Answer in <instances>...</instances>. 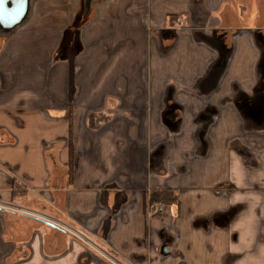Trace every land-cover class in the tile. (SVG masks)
Listing matches in <instances>:
<instances>
[{"label": "crops", "instance_id": "0c3cea01", "mask_svg": "<svg viewBox=\"0 0 264 264\" xmlns=\"http://www.w3.org/2000/svg\"><path fill=\"white\" fill-rule=\"evenodd\" d=\"M73 2L0 27V264H110L66 229L123 264H264V0Z\"/></svg>", "mask_w": 264, "mask_h": 264}, {"label": "water", "instance_id": "95a60500", "mask_svg": "<svg viewBox=\"0 0 264 264\" xmlns=\"http://www.w3.org/2000/svg\"><path fill=\"white\" fill-rule=\"evenodd\" d=\"M31 0H11L0 5V27L12 30L20 25L28 15Z\"/></svg>", "mask_w": 264, "mask_h": 264}, {"label": "rangeland", "instance_id": "374dc122", "mask_svg": "<svg viewBox=\"0 0 264 264\" xmlns=\"http://www.w3.org/2000/svg\"><path fill=\"white\" fill-rule=\"evenodd\" d=\"M31 1H32V4L30 5V8H29V11L31 14L30 17H34V16L46 17L43 19H37V22H36V24L38 23L37 25H42V23H44V27L48 26L50 23V19H49L50 11H52V10H59V11L67 10L68 5L71 4L72 6H74L76 3V2H73L74 0H70V2L72 1L70 4L69 3L66 4L67 0H31ZM61 1H62V3H61ZM35 21H36V19H35Z\"/></svg>", "mask_w": 264, "mask_h": 264}, {"label": "built area", "instance_id": "2783aa9c", "mask_svg": "<svg viewBox=\"0 0 264 264\" xmlns=\"http://www.w3.org/2000/svg\"><path fill=\"white\" fill-rule=\"evenodd\" d=\"M177 28H181V19H177ZM147 211L150 216H155V215H161L165 213V206L161 204H151L150 202L148 203L147 206ZM69 231L71 234H73L76 238L84 242L86 245H88L90 248H92L96 253L101 255L103 258H105L107 261L110 262V264H123L121 263L117 258H115L112 254H108L107 250H103L101 248H98L96 245L93 243L89 242L85 237H83L80 233L74 232L72 229H66ZM112 251V250H111ZM110 252V251H109ZM112 253V252H110Z\"/></svg>", "mask_w": 264, "mask_h": 264}, {"label": "trees", "instance_id": "16d2710c", "mask_svg": "<svg viewBox=\"0 0 264 264\" xmlns=\"http://www.w3.org/2000/svg\"><path fill=\"white\" fill-rule=\"evenodd\" d=\"M151 204H161L163 206H176L180 210L178 195L174 190H153L150 193Z\"/></svg>", "mask_w": 264, "mask_h": 264}, {"label": "snow or ice", "instance_id": "6c2138e0", "mask_svg": "<svg viewBox=\"0 0 264 264\" xmlns=\"http://www.w3.org/2000/svg\"><path fill=\"white\" fill-rule=\"evenodd\" d=\"M10 2L11 0H0V5L5 4V3H10Z\"/></svg>", "mask_w": 264, "mask_h": 264}]
</instances>
